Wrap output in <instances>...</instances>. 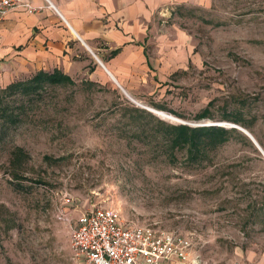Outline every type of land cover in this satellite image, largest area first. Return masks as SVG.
<instances>
[{
    "label": "rangeland",
    "instance_id": "rangeland-1",
    "mask_svg": "<svg viewBox=\"0 0 264 264\" xmlns=\"http://www.w3.org/2000/svg\"><path fill=\"white\" fill-rule=\"evenodd\" d=\"M148 2L146 59L127 85L91 67L32 100L0 86L11 119H0V264H75L72 226L96 207L188 235L205 264L264 263V156L252 140L236 128L192 167L156 136L157 119L241 127L264 150V0ZM17 147L29 159L14 177Z\"/></svg>",
    "mask_w": 264,
    "mask_h": 264
},
{
    "label": "crops",
    "instance_id": "crops-1",
    "mask_svg": "<svg viewBox=\"0 0 264 264\" xmlns=\"http://www.w3.org/2000/svg\"><path fill=\"white\" fill-rule=\"evenodd\" d=\"M149 8L148 0H25L0 23V86L55 71L75 82L91 67L127 85L146 59Z\"/></svg>",
    "mask_w": 264,
    "mask_h": 264
},
{
    "label": "built area",
    "instance_id": "built-area-1",
    "mask_svg": "<svg viewBox=\"0 0 264 264\" xmlns=\"http://www.w3.org/2000/svg\"><path fill=\"white\" fill-rule=\"evenodd\" d=\"M25 0H0V23ZM65 203H72L70 197ZM75 264H205L188 235L125 221L115 209L86 208L71 232Z\"/></svg>",
    "mask_w": 264,
    "mask_h": 264
},
{
    "label": "trees",
    "instance_id": "trees-1",
    "mask_svg": "<svg viewBox=\"0 0 264 264\" xmlns=\"http://www.w3.org/2000/svg\"><path fill=\"white\" fill-rule=\"evenodd\" d=\"M75 85L71 77L64 75L60 71L52 74L39 72L33 78L15 82L4 88L3 94L7 96H20L25 99L41 96L49 88L61 86L66 88ZM4 104V97L0 95V119L9 121V108L1 107ZM17 115V114H16ZM14 116V115H13ZM211 118V109H204L198 116V120ZM13 123L19 122L18 117ZM225 120L233 122L247 128L244 120L239 117L226 116ZM156 124L158 130L156 136L160 138L161 143L166 148V153L177 159V154L181 153L184 157V164L192 167L204 166L210 158V154L217 149L223 147L231 139V136L237 132L236 128H225L223 126H191L187 124H168L167 122L157 119ZM12 166L15 168L14 177H19V170L23 168V164L29 159L28 154L22 147H17L12 152Z\"/></svg>",
    "mask_w": 264,
    "mask_h": 264
},
{
    "label": "bare ground",
    "instance_id": "bare-ground-1",
    "mask_svg": "<svg viewBox=\"0 0 264 264\" xmlns=\"http://www.w3.org/2000/svg\"><path fill=\"white\" fill-rule=\"evenodd\" d=\"M99 61V60H97ZM104 67V66H103ZM105 69V68H104ZM106 70V69H105ZM107 73V75L121 88L122 86L119 85V81H118V78L115 77L110 71L106 70L105 71ZM124 89V88H123ZM125 90V89H124ZM123 91V90H122ZM126 95L131 98L134 102H137V103H140L138 100H136L133 96H131V94L129 92H127L125 90ZM146 108H148L150 111H152L153 113L157 114L158 116L164 118V119H168V120H173V121H178V119L171 115V114H168V113H165L163 111H160L156 108H153V107H150V106H145Z\"/></svg>",
    "mask_w": 264,
    "mask_h": 264
},
{
    "label": "water",
    "instance_id": "water-1",
    "mask_svg": "<svg viewBox=\"0 0 264 264\" xmlns=\"http://www.w3.org/2000/svg\"><path fill=\"white\" fill-rule=\"evenodd\" d=\"M123 91H124V89H123ZM182 124H187V123L183 122ZM212 126H214V125H212ZM233 128H237L240 131H242L243 133H245L252 140V142L255 144V146L259 149V151L264 156V150H263V148L261 147V145L258 143V141L255 139V137L251 133H249L247 130H245V129L241 128V127H233Z\"/></svg>",
    "mask_w": 264,
    "mask_h": 264
}]
</instances>
